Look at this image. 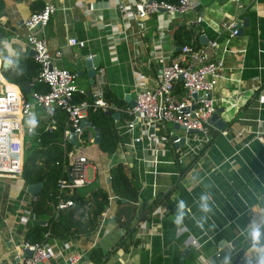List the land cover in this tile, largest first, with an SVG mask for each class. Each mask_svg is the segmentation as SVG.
Returning <instances> with one entry per match:
<instances>
[{
  "label": "crops",
  "instance_id": "0c3cea01",
  "mask_svg": "<svg viewBox=\"0 0 264 264\" xmlns=\"http://www.w3.org/2000/svg\"><path fill=\"white\" fill-rule=\"evenodd\" d=\"M193 1L196 6L183 16L159 11L137 17L121 31L116 0H0L1 72L32 56L24 41L22 22L43 3H52L55 12L42 30L48 51L60 52L56 65L76 74L75 84L87 97L91 84L87 83L83 60L89 54L98 53L99 65L104 67L106 77L103 98L109 107L102 110L109 114L118 112L117 119L113 120L116 130L125 118L121 110L129 107L124 98L133 100L138 82L150 88L157 80V60L153 55L160 52L163 63H167L179 53L178 50L174 55L178 46L173 37L178 26L190 30L191 34L199 29L198 37L203 35L207 40L201 45L209 59L223 56V73L215 82L212 99L215 109H220L218 117L224 126L217 130L208 124V138L213 139L201 153L205 144L195 142L197 155L187 154L182 164H176L173 147L163 141V154L153 166L151 153L144 145L120 148L122 162L138 188L135 212L138 221L132 234V239L138 241L127 249L110 253L104 264H261L264 261V97H260V94L264 96V0ZM196 15L203 18L199 25L191 23ZM244 17L248 19L247 25L230 36V30L223 23ZM205 30L212 34L211 38ZM70 37L84 39L85 45L82 48L67 45ZM6 59L13 63L5 65ZM2 80L10 83L3 76ZM15 86L29 99L31 82L26 84L27 92L23 84ZM105 91L110 94L109 100L105 98ZM110 98L123 104H115ZM34 114L38 116L36 129L39 131L32 129L29 135L44 130V110L34 105L30 116ZM28 121L24 127L29 126ZM83 130L86 140L77 139L70 150L86 155L89 165L104 154L92 142L91 129L84 127ZM192 159V165L180 177L178 168ZM97 161L92 165L90 178L86 179L88 185L79 189L92 186L94 178H98L97 184L108 189L106 172L110 165ZM25 188L20 177H0V264L13 263V243L21 241L26 227L38 219L30 213ZM153 201L157 205L148 214ZM110 205L92 235L51 239L48 244L52 251L77 253L80 256L77 264H89L87 256L91 249L113 248L122 231L111 221ZM178 217L179 224L175 222ZM179 226H184L186 232L177 236L175 231ZM253 230L259 231L258 240L253 239ZM188 234L199 245L189 246V253L181 258V250L188 246L183 242ZM8 236L12 242H8ZM216 252L220 254L217 257Z\"/></svg>",
  "mask_w": 264,
  "mask_h": 264
},
{
  "label": "built area",
  "instance_id": "2783aa9c",
  "mask_svg": "<svg viewBox=\"0 0 264 264\" xmlns=\"http://www.w3.org/2000/svg\"><path fill=\"white\" fill-rule=\"evenodd\" d=\"M196 4L193 0L115 2L121 31L139 16L159 11L183 16L187 11L194 9ZM54 12L52 3H43L38 9L31 11L22 22L25 44L32 50V59L37 66V73L32 78L31 85L42 84L47 88L46 91L31 88L29 99H23L17 86L2 80L0 64V177H20L24 150L23 132L32 133L30 126H23V120L30 116L34 105L44 110V130H49L54 124V113L57 109L66 115L63 141H67L66 137L70 133H76L79 140L82 132L80 122L85 118L89 107L109 108L103 98L106 85L105 69L100 65L94 70L88 98L75 99L78 95L85 94L84 90L76 86L74 72L56 65L55 61L60 52L48 51L42 31ZM202 21V16L196 15L191 23L199 25ZM223 26L230 30V36L238 33V29L233 28L234 21L223 23ZM66 43L82 48L85 40L70 37ZM91 55H87V59ZM153 58L157 60V80L150 88L145 87L141 81L138 82L139 88L133 98L134 107L121 110L126 119L122 120L117 131L121 135L123 145H144V149L151 153L150 163L153 166L158 162L157 157L163 154V141L173 147L174 162L182 164L187 154L197 155V148L193 147V143L199 142L202 145L209 140L208 119L215 110L212 92L216 80L223 73V56L211 60L204 46L184 44L180 46L177 56L167 63H163L160 52L154 54ZM177 81L181 83V94L174 92V84ZM260 97H264L263 94H260ZM172 124H177L178 128L173 129ZM178 130L181 133H177ZM161 131L162 135L159 134ZM239 134L240 130L237 135ZM63 161L66 162V170H69L65 179L60 178L57 181L58 197L53 209L55 214L56 211L72 205L71 199H66L63 195L83 187L87 182L85 168L89 159L86 155L78 153L77 150H70L64 154ZM105 212L106 210L100 214L99 220L106 215ZM184 232V226L177 227L175 231L177 236ZM7 240L12 242L11 236H8ZM183 242L192 248L199 245L190 234L185 236ZM25 250L30 252L29 256L24 254ZM11 251L14 264H77L80 257L77 253L65 254L61 250L53 252L48 242L21 240L13 243ZM219 255V252L215 253L216 257Z\"/></svg>",
  "mask_w": 264,
  "mask_h": 264
},
{
  "label": "trees",
  "instance_id": "16d2710c",
  "mask_svg": "<svg viewBox=\"0 0 264 264\" xmlns=\"http://www.w3.org/2000/svg\"><path fill=\"white\" fill-rule=\"evenodd\" d=\"M205 32L208 38L212 37L209 31L205 30ZM199 33L197 31L191 34L190 30L178 26L173 32L175 44L203 46L198 41ZM177 53L174 51V55ZM1 73L6 81L21 87L23 83L31 82V78L37 73V66L30 56L12 69L5 68ZM32 88L42 92L47 89L44 85L37 83H32ZM174 92L177 94L182 92L179 81L174 84ZM23 95L26 96L24 93ZM23 95L21 94L25 99ZM109 96V92L105 91L106 100H109ZM87 98L85 94L75 97V99ZM111 100L115 104H123L120 100L113 98ZM121 115L124 116V113ZM124 117L126 119V116ZM85 119L98 128L100 136L97 147L101 153L106 155L118 148H123L121 135L116 130L110 114H106L101 108L89 107ZM65 123L66 115L57 109L54 113V124L49 130H42L36 136L24 134L28 136L29 145L23 150L20 180L24 188L31 184H41V188L34 196H29L30 213L38 219L26 227L22 240L48 242L51 239H80L90 236L98 229L100 214L112 204L111 221L122 231V234L110 250L102 251L100 248H93L87 256L89 264H104L108 255L116 249H127L130 245L137 244L138 239H132V234L137 228L138 221L135 217L138 188L131 174L127 172L125 164L118 160L107 168L108 189L97 184L98 178H94L92 186L87 189L78 188L65 193L64 198L71 199L72 205L56 211L55 214L53 209L58 197L57 181L60 178H66V162L63 161V156L72 147L69 142L63 141ZM212 139L208 140L199 153L211 143ZM79 140L81 142L86 140L83 129ZM193 161L194 159L178 168L180 177L189 169ZM87 185L86 183L85 186ZM155 205L157 202L153 201L148 208V214ZM38 220H43L45 223L39 224Z\"/></svg>",
  "mask_w": 264,
  "mask_h": 264
},
{
  "label": "water",
  "instance_id": "95a60500",
  "mask_svg": "<svg viewBox=\"0 0 264 264\" xmlns=\"http://www.w3.org/2000/svg\"><path fill=\"white\" fill-rule=\"evenodd\" d=\"M247 21H248V19L246 17L242 18L241 20L236 19L234 21L233 28H237L238 31L241 32L242 27L247 25ZM198 40H199L200 44H203V45L206 44V41H207L203 35H200L198 37ZM179 49H180V47L178 46V47H176L175 50L178 51ZM28 53L32 55V50H29ZM83 66L85 69V75L87 78V83L92 84L93 76H94V70L99 66V55H98V53L92 54L89 59L85 58L83 60ZM79 75L80 74L77 73V76H79ZM22 88H23L24 92H27L28 88H27L25 83H23ZM124 101L127 103V105L129 107H131V108L134 107V101L129 100L128 97H125ZM103 111L106 114H109V112L107 110H103ZM219 112H220V109L216 108L208 119V124L217 130H221L224 126V123L218 117ZM110 115H111L113 120H116L117 116H118V112L110 113ZM80 127L82 129L84 127H89L92 131V142L94 144H98L100 135H99V131H98L97 127L90 124L85 118L81 120ZM172 128L177 129L178 128L177 124H172ZM66 139L68 140V142H70V144L74 145L76 143V140H77V134L76 133H70L69 135H67ZM68 170L69 169L67 168L66 176H68ZM107 182H109V178H107ZM40 188H41V184H31V185L26 186L25 191L29 196H34L37 192L40 191ZM37 223L44 224V221L38 220ZM218 246H219V244H218ZM189 251H190L189 246L183 247V249L180 252V257L181 258L185 257L189 253ZM24 254L26 256H29L30 252L28 250H25ZM14 261L15 260L13 259L12 264H14Z\"/></svg>",
  "mask_w": 264,
  "mask_h": 264
},
{
  "label": "rangeland",
  "instance_id": "374dc122",
  "mask_svg": "<svg viewBox=\"0 0 264 264\" xmlns=\"http://www.w3.org/2000/svg\"><path fill=\"white\" fill-rule=\"evenodd\" d=\"M31 118H35L36 120H37V122H38V116L36 115V114H34L32 117L31 116H28L27 118H25L23 121H24V123L23 124H25V121L26 120H30ZM119 123H120V121H119ZM118 123V124H119ZM117 128H119L120 129V127L118 126ZM35 132L36 131H39V128L38 129H33ZM121 131H123V128L121 129ZM177 133H181V131H177ZM33 136H36V135H34L33 134ZM23 137H24V147H27L28 146V143H27V137L28 136H26V135H23ZM32 140V139H31ZM165 145H167V143L165 142L164 143ZM121 153H122V150L120 149V148H118V149H116L113 153H109V154H107V156H104V155H98V158L97 159H95V161H93V162H90L89 163V165H87L86 166V168H85V172H86V179H88V178H90V175H91V170H92V165H94L95 163H97L98 161L97 160H102V164L104 165V164H108V165H112L114 162H116L117 160H123L124 158L122 157V155H121ZM103 154V153H102ZM86 187V186H85ZM85 189V188H84ZM83 189V190H84ZM28 205V204H27Z\"/></svg>",
  "mask_w": 264,
  "mask_h": 264
},
{
  "label": "clouds",
  "instance_id": "9594fccd",
  "mask_svg": "<svg viewBox=\"0 0 264 264\" xmlns=\"http://www.w3.org/2000/svg\"><path fill=\"white\" fill-rule=\"evenodd\" d=\"M12 63H13V61H12L11 59H6V60H5V65H11ZM28 124H29V126H30V129H35V128L38 126V122H37V120H36L35 118L30 119V120L28 121ZM201 199H202V200H206L207 198H206V197H202ZM180 207H181V208L184 207L183 201H181ZM202 207H203V210H204V211H208L206 205H202ZM180 219H181V218L178 217V218L176 219L175 222H176L177 224H179V223H180ZM252 237H253L254 240H258L259 237H260V233H259V231H258V230H253V231H252ZM261 264H264V261H262Z\"/></svg>",
  "mask_w": 264,
  "mask_h": 264
}]
</instances>
